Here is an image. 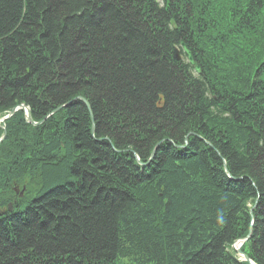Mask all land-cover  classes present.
I'll return each instance as SVG.
<instances>
[{
    "label": "trees",
    "instance_id": "trees-1",
    "mask_svg": "<svg viewBox=\"0 0 264 264\" xmlns=\"http://www.w3.org/2000/svg\"><path fill=\"white\" fill-rule=\"evenodd\" d=\"M20 104L0 264H264V0H0Z\"/></svg>",
    "mask_w": 264,
    "mask_h": 264
},
{
    "label": "water",
    "instance_id": "water-1",
    "mask_svg": "<svg viewBox=\"0 0 264 264\" xmlns=\"http://www.w3.org/2000/svg\"><path fill=\"white\" fill-rule=\"evenodd\" d=\"M181 46H182V49H183L184 53H185L186 56H187L188 62L193 66V69H194L195 73H196V74H200V73H201V70H200L199 66L196 65V64L194 63V61L192 60V57H191L190 52L185 48V46H184V44H183L182 42H181ZM17 109H22L23 112H24V114H25V118L27 119V121L30 122V123H32V121H31V119L29 118V115H28V108H27L26 106L22 105V104H21V105H18V106H16V107H14V108H12V109L10 110L9 114H8L7 116L4 117V119H6V118H8L9 116H11V115H12ZM2 137H3V136H2ZM2 137H1V139H2ZM8 209L11 210L10 206L8 207ZM0 213H1V212H0ZM248 237H249V236L247 235L245 239L240 240V241L238 242V245H241V243H242L243 241L247 240ZM236 252H237L238 254H241L242 257H243V259H244L245 261H247L249 264H252V263L249 261V259H248L245 255H243V254L241 253V251L239 250V247L236 248Z\"/></svg>",
    "mask_w": 264,
    "mask_h": 264
},
{
    "label": "bare ground",
    "instance_id": "bare-ground-1",
    "mask_svg": "<svg viewBox=\"0 0 264 264\" xmlns=\"http://www.w3.org/2000/svg\"><path fill=\"white\" fill-rule=\"evenodd\" d=\"M59 108H61V107L56 108V109L54 110V112H55L56 110H58ZM28 115H29V113H28ZM29 118H30V115H29Z\"/></svg>",
    "mask_w": 264,
    "mask_h": 264
}]
</instances>
